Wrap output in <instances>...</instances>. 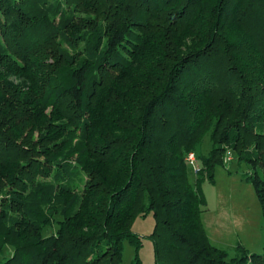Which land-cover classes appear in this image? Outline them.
I'll return each mask as SVG.
<instances>
[{
	"label": "trees",
	"instance_id": "1",
	"mask_svg": "<svg viewBox=\"0 0 264 264\" xmlns=\"http://www.w3.org/2000/svg\"><path fill=\"white\" fill-rule=\"evenodd\" d=\"M233 158L264 212V0H0V264H142L148 213L155 264H264L202 221Z\"/></svg>",
	"mask_w": 264,
	"mask_h": 264
},
{
	"label": "rangeland",
	"instance_id": "2",
	"mask_svg": "<svg viewBox=\"0 0 264 264\" xmlns=\"http://www.w3.org/2000/svg\"><path fill=\"white\" fill-rule=\"evenodd\" d=\"M210 144L208 135H205L196 145L195 153L206 154ZM249 170L246 162H237L233 158L226 165H216L213 181L204 180L201 184L206 199L202 213L206 233L210 242L225 249L229 257L237 254L238 245L249 253L264 254V212L252 183L244 175ZM188 174L194 184L195 168L190 163ZM153 226L152 213L133 223V230L143 239L139 250L142 264H155L152 241L148 236ZM54 228L44 230V234ZM134 254V247L125 242L119 264H131Z\"/></svg>",
	"mask_w": 264,
	"mask_h": 264
},
{
	"label": "built area",
	"instance_id": "3",
	"mask_svg": "<svg viewBox=\"0 0 264 264\" xmlns=\"http://www.w3.org/2000/svg\"><path fill=\"white\" fill-rule=\"evenodd\" d=\"M187 159H188L189 163L193 166V168H195L194 167V157H193V155L189 154Z\"/></svg>",
	"mask_w": 264,
	"mask_h": 264
}]
</instances>
